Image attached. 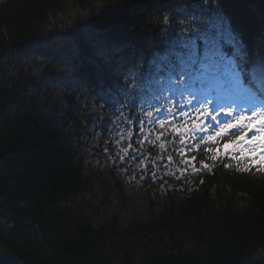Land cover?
Returning <instances> with one entry per match:
<instances>
[{"label": "trees", "instance_id": "obj_1", "mask_svg": "<svg viewBox=\"0 0 264 264\" xmlns=\"http://www.w3.org/2000/svg\"><path fill=\"white\" fill-rule=\"evenodd\" d=\"M69 3L88 14L59 32ZM225 31L252 73L264 59V0H0V60L46 57L83 92L66 98L59 122L34 78L0 82V264H264V172L245 170L239 152L212 160L244 128L193 151L188 135L181 143L145 123L162 113L179 131L163 101L208 94L188 52ZM95 132L109 154L116 137L127 155L89 163L84 142Z\"/></svg>", "mask_w": 264, "mask_h": 264}, {"label": "snow or ice", "instance_id": "obj_2", "mask_svg": "<svg viewBox=\"0 0 264 264\" xmlns=\"http://www.w3.org/2000/svg\"><path fill=\"white\" fill-rule=\"evenodd\" d=\"M196 44H199L200 47L194 44L188 52V63L191 66L189 71L195 70L199 73L197 81L207 90L208 94L202 99L194 98L185 100L183 103L175 101L172 98L175 106L169 103V98L164 99L163 103L167 105L166 111L169 115L177 119L179 131L172 126V121L164 117L162 113L159 117V123H156L154 113L148 111L145 123L148 120H152L153 127H158L162 131L167 129L173 132L175 136L180 138L181 143H187L184 140V136L188 135L190 140L196 141L193 151L200 149L201 144L213 145L218 138L226 137L233 129L243 127L244 131L237 139L230 144L225 143L222 149L217 148L212 153V160L216 162L217 159H220L221 152L228 159L233 158L231 155L232 152H239L241 154V162L245 156H247V160L249 161L248 168L245 170L255 169L258 173L264 172V114L256 112L253 109V112L249 115L240 116L231 123L223 121L218 130L209 132L211 124L217 121L218 116H233V112L225 111L221 113L216 105L225 103L238 105L244 100L249 102H254L255 100L253 95V88L256 86L254 76L251 72L241 69L235 60V57L240 55L239 46L236 45L235 51L230 50L234 44V40L231 33L227 31L219 35L210 34L204 36ZM229 56L233 58L230 59ZM189 106L191 111L189 110ZM210 107L214 109L212 113L209 111ZM156 110L157 112H161L160 104L156 105ZM192 113H195V115H192ZM205 119L209 121L207 126L203 123ZM180 120L184 121V125L179 124ZM136 123H139V117ZM139 131L143 132L144 129L141 128ZM168 131H164V135H167ZM205 133L207 135H203ZM248 133H253V135L245 140V136ZM147 139L151 142L150 136ZM155 139L159 141L161 136L157 135ZM245 144L248 146L251 155H248L243 150ZM159 147L160 149H164L165 145L160 144ZM186 163L191 165L192 160H188ZM199 167L205 171L210 170L203 164Z\"/></svg>", "mask_w": 264, "mask_h": 264}, {"label": "rangeland", "instance_id": "obj_3", "mask_svg": "<svg viewBox=\"0 0 264 264\" xmlns=\"http://www.w3.org/2000/svg\"><path fill=\"white\" fill-rule=\"evenodd\" d=\"M201 1V0H200ZM199 1V2H200ZM168 2V0H167ZM198 3V2H197ZM87 11L85 9L81 10L74 6L73 4H68L64 8V12L60 16L58 21L59 32L62 31V28L66 25H73L77 19L84 18L86 16ZM57 30V31H58ZM55 32V30H53ZM210 35L209 33L205 34ZM52 41V40H51ZM50 41V42H51ZM57 48V54H60V50ZM63 56V55H59ZM57 60V58H56ZM67 66L52 62L51 60L46 59V57H38L36 55H31L29 59L22 63V61H17V57L15 52H9L3 59L0 60V82L2 80L9 78L16 79L17 73H23L25 76H29V78H34L36 85L40 88L39 96L41 102L47 104V108L52 109V113L58 117L59 122L62 121L65 111H64V102L66 98H70L73 100V97H78L81 93H83L77 86H75L72 82H68L66 80L67 74ZM21 70V71H19ZM251 71L253 73L256 86L254 87V91L258 93L264 94V59L263 55L260 54L257 58L255 64L251 67ZM18 73V74H19ZM255 92L253 95L255 97ZM184 93H182L183 96ZM194 98H187L186 100H190ZM264 99V98H263ZM258 99L255 98L254 102H249L247 100L241 101L237 104H218L216 107L219 108L220 112L223 113L225 111L233 112L237 114L235 119H238L240 116H247L253 112V109L256 112H260L264 114V104L260 102H256ZM83 102L86 103V107L89 108V101L87 97H83ZM84 105L83 103H81ZM76 108L75 106H73ZM190 107V106H189ZM77 109V108H76ZM88 110L85 108V115L88 116ZM214 111L212 107L209 108V111ZM80 114L83 112L79 109ZM231 117L218 116L217 121H229L233 122ZM234 119V120H235ZM237 130H243V127L240 129H233L231 132H235ZM99 134V133H97ZM250 137L253 133H249ZM121 136V134H118ZM90 139L85 140L84 144L86 145L85 150L87 152V161L91 164H95L96 166L104 165L105 163L111 164L116 158L125 155L124 149L121 148L119 143L117 142L116 137L111 139L114 151L109 154V149L105 146H100V139L97 137L96 132L93 133ZM105 143V142H103ZM95 149H98V152H95ZM113 154V155H112ZM100 155L99 159L97 156ZM116 157H115V156ZM116 169V168H115ZM117 170V169H116ZM121 176L126 179L127 183H130L129 186H132L131 189L137 190L138 182L136 180L132 181L131 176L126 173V169H120ZM110 176H108V180L110 181ZM131 191H128L130 193Z\"/></svg>", "mask_w": 264, "mask_h": 264}, {"label": "water", "instance_id": "obj_4", "mask_svg": "<svg viewBox=\"0 0 264 264\" xmlns=\"http://www.w3.org/2000/svg\"><path fill=\"white\" fill-rule=\"evenodd\" d=\"M164 2H166L167 0H163ZM191 2H197L198 0H190Z\"/></svg>", "mask_w": 264, "mask_h": 264}]
</instances>
